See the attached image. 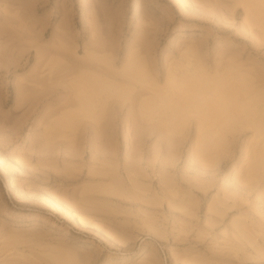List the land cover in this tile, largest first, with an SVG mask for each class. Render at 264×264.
Segmentation results:
<instances>
[{
  "label": "rangeland",
  "instance_id": "1",
  "mask_svg": "<svg viewBox=\"0 0 264 264\" xmlns=\"http://www.w3.org/2000/svg\"><path fill=\"white\" fill-rule=\"evenodd\" d=\"M258 119L264 0H0V264H264Z\"/></svg>",
  "mask_w": 264,
  "mask_h": 264
},
{
  "label": "bare ground",
  "instance_id": "2",
  "mask_svg": "<svg viewBox=\"0 0 264 264\" xmlns=\"http://www.w3.org/2000/svg\"><path fill=\"white\" fill-rule=\"evenodd\" d=\"M74 61H75V60H74ZM76 61H77V60H76ZM80 62H81V61H80ZM91 63H92V62L87 63L88 67H89V66L94 67V65H92L93 63H92V64H91ZM80 64H84V63L82 62V63H80ZM85 76H86V75H85ZM85 76H84V77H85ZM87 76H88V75H87ZM87 76H86V77H87ZM87 78H88V77H87ZM81 79H82V80H81ZM81 79H78V80L80 81V83H82V82L85 80V79L83 80V76H82ZM89 79L91 80V78H90V77L88 78V80H87L88 82L90 81ZM79 81H78V82H79ZM81 81H82V82H81ZM99 81H100V80H99ZM103 81H104V79H103ZM74 82H75V81H74ZM74 82H73V85H74ZM88 82L85 81V82H84L85 85H86ZM100 82H102V80H101ZM100 82H99V83H100ZM106 82H107V81H104V83H106ZM54 83H55V85H57L59 82L57 83V81H56V82H54ZM56 83H57V84H56ZM80 83H79V84H80ZM84 83H82V85H84ZM51 84H53V83H51ZM51 84H47L46 87H45V89L47 90V89H49L50 86H51V87L54 86V84H53V85H51ZM64 84H66V82H65ZM64 84H63V86H64ZM70 84H71V83H70ZM77 85H78V84H77ZM77 85L75 84V86H77ZM82 85H81V87H84V86H85V85H84V86H82ZM89 85L91 86L92 84H88V86H89ZM102 85H103V84H102ZM61 86H62V83H61ZM67 86L70 88V85L67 84ZM75 86H71V88L74 87V88H72V89L75 90V88H76ZM107 86H108V84L104 85L103 87L101 86V87L104 88V87H107ZM51 87H50V88H51ZM68 87H65V88H67L66 90H68ZM91 87H93V86H91ZM91 87H90V89H93V90H94V88H91ZM43 88H44V87H43ZM60 89H61V88H60ZM72 89H71V90H72ZM77 89H79L78 86H77L76 90H77ZM86 89L88 90L89 88H86ZM41 90H42V89H41ZM63 90H64V89H63ZM76 90H75V91H76ZM93 90H88V91H89V93L91 94V92H92ZM75 91H72V92L69 91V92L73 93V92H75ZM42 92H43V91H42ZM45 92H46V91H45ZM69 92H67V93H69ZM71 93H70V94H71ZM85 93H86V92H85ZM85 93H84V95H82L83 97H84L86 94H89V93H86V94H85ZM93 93H94V92H93ZM74 94H76V92H75ZM90 94H89V95H90ZM77 95H78V94H77ZM95 95H96V94H95ZM68 96H69V95H68ZM71 96H72V95H71ZM71 96H70V97H71ZM82 96H81V97H82ZM93 96H94V94L92 95L91 99H92V98L94 99ZM83 97H82V98H83ZM65 98H66V97H65ZM65 98H64V100L67 99V98H66V99H65ZM77 98H78V97H77ZM84 98H88V95L85 96ZM84 98H83V99H80L81 102L84 100ZM103 98H104V100H103L102 103H101V104H103L102 106H104V105L107 104L106 94H105V96H104ZM74 99H75V98H72V97H71V98H69L68 100H66V101H67V102H66V103H67V106H69V105H72V106H73V104H76L75 101H74ZM75 100H76V99H75ZM80 100L78 99L79 102H80ZM61 101H62V100H61ZM85 101H86V102H85ZM85 101L83 102V104L86 103L84 106H89L88 104L93 103L94 100H92V101L90 100L91 103H90L89 101H87V99H85ZM79 102H78V103H79ZM81 102H80V103H81ZM63 103H64V102H63ZM63 103H62V104H63ZM143 103H144V102H143ZM253 103H254V105H255V102H253ZM62 104H61V105H62ZM79 105H80V104H79ZM145 105H146V107H147V105L149 106V104H147V103H145L143 106H145ZM252 105H253V104H252ZM60 107H61V106H60ZM62 107H63V106H62ZM80 108H82V110H84V108H83L81 105H80ZM80 110H81V109H80ZM80 110H79V111H80ZM86 110H87V109H86ZM145 110H146V108H145ZM249 111H250V110H248V115L252 118V116H253V112H254V111H253V112H252V110L250 111V112H252V115H251V113L249 114ZM87 112H88L87 114H89L90 110L87 111ZM91 112H92V111H91ZM145 112H147V111H145ZM74 113H75V112H71L70 115H73ZM78 114H81V116H82V113H78V112H77V115H78ZM254 114H255V113H254ZM73 116H74V117H77L76 115H73ZM81 116H80V117H81ZM67 117L71 118L69 115H68ZM80 117L78 116V118H80ZM250 117H248V119H249ZM249 120H250V119H249ZM258 120H259V119H258ZM259 121H260V120H259ZM245 122H246V124H245V127L242 128L243 130H246L247 128H251V127H253V126H252L253 123H252L251 121H245ZM248 122H251V124L248 123ZM262 122H263V121H260V123H258V124H259V126H257L258 128L256 127V124H255L256 122H254V125H255L254 127H255L256 129L253 127L252 130H261V128L263 127L261 124L264 125V123H262ZM260 125H261L262 127H261ZM254 133L256 134V131H254ZM255 134H254V136H258V135L263 134V133H262L261 131H260V132L257 131V134H256V135H255ZM254 138H256V137H254ZM255 159H256V158H255ZM255 162H256V160L254 161L253 164H251L252 166L250 165L251 167H249V169H250V168H251L252 170L255 169V167H254V166H255ZM253 168H254V169H253ZM249 169H248V172H247V173H248V174H247L248 176H246L247 178H248V177L250 178V176H252V175L254 174L253 171H249ZM254 171H255V170H254ZM249 172H250V173H249ZM251 172H252L253 174H251ZM249 175H250V176H249ZM247 178H246V180H249V179H247Z\"/></svg>",
  "mask_w": 264,
  "mask_h": 264
}]
</instances>
